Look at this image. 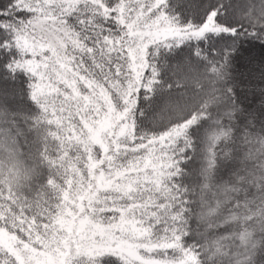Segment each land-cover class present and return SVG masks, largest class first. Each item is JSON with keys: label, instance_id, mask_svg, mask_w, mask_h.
<instances>
[{"label": "snow or ice", "instance_id": "obj_1", "mask_svg": "<svg viewBox=\"0 0 264 264\" xmlns=\"http://www.w3.org/2000/svg\"><path fill=\"white\" fill-rule=\"evenodd\" d=\"M0 264H264V0H0Z\"/></svg>", "mask_w": 264, "mask_h": 264}]
</instances>
